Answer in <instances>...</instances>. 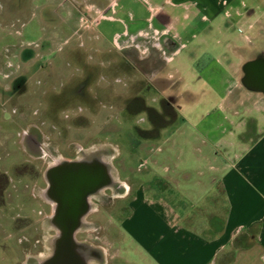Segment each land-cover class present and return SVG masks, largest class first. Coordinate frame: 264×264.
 Wrapping results in <instances>:
<instances>
[{
  "label": "crops",
  "instance_id": "crops-1",
  "mask_svg": "<svg viewBox=\"0 0 264 264\" xmlns=\"http://www.w3.org/2000/svg\"><path fill=\"white\" fill-rule=\"evenodd\" d=\"M119 1L113 10L128 18L129 23H121L129 57L149 54V66L157 67L153 74L176 82L180 100L197 99L182 89L187 75L180 56L184 53L182 61L193 75L189 69L200 59L205 36L215 29L225 36L216 43L224 44L222 50L229 46L235 60L223 64L225 52L219 50L209 65L235 68L221 79L207 67L198 69V77L214 84L220 96L218 122L207 113L198 124L200 142L211 151L196 157L195 180L190 171L177 174L176 199L171 181L156 179L170 198L126 183L128 202L115 214L121 218L113 259L129 264L123 256L129 245L134 264H223L228 258L226 264H264V98L245 92L238 83L244 51L264 43V0H144V16L121 4L127 0ZM237 28L245 33L234 43L231 36ZM164 90L169 93L171 88Z\"/></svg>",
  "mask_w": 264,
  "mask_h": 264
},
{
  "label": "rangeland",
  "instance_id": "rangeland-1",
  "mask_svg": "<svg viewBox=\"0 0 264 264\" xmlns=\"http://www.w3.org/2000/svg\"><path fill=\"white\" fill-rule=\"evenodd\" d=\"M109 2L114 5L115 0H0V86L3 87L4 83L13 78L17 79L21 71L28 78L25 94L9 97L8 101L7 96L0 94V157L6 162L2 166L9 167L21 155L17 132L22 124L38 122L42 128H47L44 130L47 133L49 129L55 132L53 135L48 134L51 139L60 141L57 134L58 130L62 129L63 134L70 139L85 141L93 136L115 144L117 152L114 156V167L120 180L128 186L134 182L152 190L156 197L169 198L173 196L162 194L156 179L171 181L170 188L175 190L176 199V188L180 191L177 174L190 171L195 180L198 173L196 157L211 151L209 144L200 142L198 124L207 113H210L209 120L218 122L219 115L216 110L219 108L220 96L217 90L215 91L214 84L199 78L197 71L204 66L219 79L229 77L235 67L209 65V61L216 57L219 50L224 49V44L218 46L216 41L224 42L225 36L219 34L217 29L205 36V45L200 46V59L189 69L193 75H189L187 65L182 61L184 53L180 56V64L185 68L187 75L182 89L195 93L197 99H181V117L179 115L178 119L163 128L158 138L138 137L134 131L136 126L148 129L149 124L142 121L143 115L128 117L107 104L98 107V113L92 117V124L77 131L74 123L81 121L79 117L89 119L91 115L83 108V99L108 97L117 93L122 97L133 94V87L124 90L122 83L113 82L114 75L123 78L121 69L117 74L97 66L98 61L123 62L116 49L117 45H123L126 40L122 21L129 23L128 18L119 13L115 14L113 6L109 17L99 18V13L94 14L95 10L107 6ZM121 4L135 9L140 16L146 14L147 3L144 0H127ZM87 13L90 18H86ZM243 29L246 32L245 26ZM244 30L235 29L231 36L235 40L234 43L240 42L236 39H240L245 33ZM201 35L197 37V41ZM226 48L220 51V54L225 52L223 64L224 61L235 60L231 48ZM28 54L30 57L37 54L36 58L39 60L33 67L22 68V62L28 58ZM31 63L30 60L24 64ZM84 65L88 66L87 70L90 69L85 77ZM219 85L221 87V84ZM102 87L104 92L101 91ZM51 95L74 98L66 108L69 113L67 117L54 114V110L48 107L46 98ZM145 95L156 96L154 92H145ZM54 107H61L57 99H54ZM74 113L78 115L76 118L73 117ZM53 127L57 129H52ZM154 160L158 162L155 163ZM38 165L42 169L43 164ZM127 202L128 198L116 201L113 208L92 217L99 222L100 230L98 234L90 236V240L106 248L108 264H125L124 261L113 259L119 248L116 243L120 238L117 224L121 218L114 215H118L120 208L124 211ZM9 213L14 216L15 210L13 214L11 211ZM33 217L37 218V212ZM2 218L0 217V241L6 234L3 232ZM8 246L6 250L0 249V255L17 257L16 240L10 237ZM123 256L128 259L129 264H134L137 260L129 245L125 248Z\"/></svg>",
  "mask_w": 264,
  "mask_h": 264
},
{
  "label": "flooded vegetation",
  "instance_id": "flooded-vegetation-1",
  "mask_svg": "<svg viewBox=\"0 0 264 264\" xmlns=\"http://www.w3.org/2000/svg\"><path fill=\"white\" fill-rule=\"evenodd\" d=\"M112 6L109 2L94 14L99 13V18L109 17ZM89 15L85 14L86 18H90ZM129 49L125 43L117 45L116 51L123 62L98 61L97 66L116 73L121 69L123 78L114 75L113 82L122 83L124 90L133 87V94L122 97L117 93L83 99V108L91 115L89 119L79 117L81 121L74 123L77 131L92 124L98 107L106 104L128 117L144 116L142 121H146L149 127L141 129L136 126L134 131L138 137L158 138L163 128L178 119V84L153 74L157 67L149 66V54L141 55L135 51V56L129 57ZM36 55L30 57L28 54L22 68L33 67L39 60ZM30 60L31 65L24 64ZM84 66L85 77L90 69ZM27 80L21 71L17 79L0 86V94L7 96V101L9 97L25 94ZM167 87L171 88L169 93L164 90ZM101 91H105L103 87ZM145 92H154L156 96L147 97ZM46 99L54 114L67 117L66 108L74 98L51 95ZM54 99L58 100L60 108L54 107ZM75 116L78 115L74 113ZM46 129L38 122L22 124L17 132L21 152L18 160L8 167L2 166L6 162L0 157V217L4 219L2 226L6 232L4 240L0 241V249L9 248L10 237L18 246L17 257L8 258V255L1 254L0 264H100L97 248H90L87 244L99 245L90 240V236L100 230L99 222L92 217L113 208L116 201L125 197L123 188L116 182V145L93 136L85 141L70 139L62 129L58 130L59 141L51 139L48 134L53 135L54 131L49 129L47 133ZM14 210L15 215H10L9 211L13 214ZM35 212L36 219L33 217Z\"/></svg>",
  "mask_w": 264,
  "mask_h": 264
},
{
  "label": "water",
  "instance_id": "water-1",
  "mask_svg": "<svg viewBox=\"0 0 264 264\" xmlns=\"http://www.w3.org/2000/svg\"><path fill=\"white\" fill-rule=\"evenodd\" d=\"M244 62L240 66V76L238 83L242 89L250 94H259L264 98V43L253 46L243 53ZM116 182L123 188V192L128 190L127 184L120 180L116 171ZM90 248H97L100 256V264H108V254L106 248L87 243Z\"/></svg>",
  "mask_w": 264,
  "mask_h": 264
},
{
  "label": "trees",
  "instance_id": "trees-1",
  "mask_svg": "<svg viewBox=\"0 0 264 264\" xmlns=\"http://www.w3.org/2000/svg\"><path fill=\"white\" fill-rule=\"evenodd\" d=\"M230 261V258H228L227 260H225L224 262H223V264H226V263H228Z\"/></svg>",
  "mask_w": 264,
  "mask_h": 264
}]
</instances>
